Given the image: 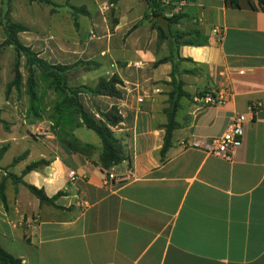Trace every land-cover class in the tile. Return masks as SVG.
Instances as JSON below:
<instances>
[{
	"label": "crops",
	"instance_id": "1",
	"mask_svg": "<svg viewBox=\"0 0 264 264\" xmlns=\"http://www.w3.org/2000/svg\"><path fill=\"white\" fill-rule=\"evenodd\" d=\"M52 1L58 4L53 9L30 0H0V43L10 9L11 19L26 27L17 33L20 42L49 63L100 62L92 70L74 68L68 77L75 73L93 86L100 76L117 74L120 98L79 93V100L95 119L99 110L118 107L123 119L110 128L117 136L126 134L127 158L109 170L116 177L105 183L108 169L92 162L101 145L77 136L78 127L75 136L92 143L94 152L87 156L65 148L49 118L30 116L27 101L5 97L4 91L2 248L22 264H264V10L251 7L256 0H236L237 6L227 0H181L208 43L179 47L187 58L175 59L180 96L169 82L171 63L153 66L168 53L165 43L157 45L156 29L147 21L133 27L147 9L145 0ZM213 27L220 29L219 39ZM220 88L228 93L222 105L194 100ZM175 102V126L162 155L167 113ZM252 102L260 105L249 113ZM236 112L247 113V121L231 161L183 146L193 136L220 135ZM39 159L47 163L22 174ZM128 168L133 178L118 180ZM70 170L75 180L69 179ZM26 184L48 198L61 193L41 203Z\"/></svg>",
	"mask_w": 264,
	"mask_h": 264
},
{
	"label": "trees",
	"instance_id": "2",
	"mask_svg": "<svg viewBox=\"0 0 264 264\" xmlns=\"http://www.w3.org/2000/svg\"><path fill=\"white\" fill-rule=\"evenodd\" d=\"M31 2H37L41 6L53 7L58 6L52 0H30ZM117 0H111L116 2ZM147 3V9L143 13L141 20L136 25L147 21L150 28L157 31V45L165 43L168 49V53L162 57H159L153 63V66H157L160 63L170 62L172 69L170 72L171 80L177 91V96L184 94L180 90L181 82L176 80L175 71L176 63L175 59L184 60L179 55V47L182 45H195L200 46L208 43V38L203 36L202 31L195 28L190 31H184L177 29L175 26L180 23L181 18L184 16L182 13H170L168 14L169 6H175L173 3L181 0H169L165 3L163 0H145ZM231 5L237 6L236 0H227ZM251 7L260 8L264 10V0H256V5L253 1H250ZM169 5V6H168ZM74 11H83L84 7L71 6ZM3 31L5 39L0 43V47L10 45L15 51V62L13 65V77L5 86V97L12 90L20 91L23 85V75L20 70V58H24V62L27 68V75L25 79V93L28 97L27 113L34 118H41V112L44 110L41 106L44 104L43 99L46 92L51 89L55 92L56 99L53 102L50 115L47 117L51 120L50 129L56 134L57 139L65 146V148L79 152L87 156H91L94 152V145L89 142L80 141L74 134V130L78 127L85 126L88 129L93 130L100 139V152L96 159H92V162L101 166L104 169L110 170L115 165L120 164L127 158L124 147L122 144L123 137L126 134L117 136L110 128L117 125L122 121L123 117L119 112L116 105L111 106L106 111H98L100 119H95L89 115L82 103L79 100V93H87L93 95H107L115 98H120L122 95L119 85H122V80L117 74L109 76H100L95 85L88 84H69L68 74L74 68H81L83 70H92L97 68L100 62L96 59L78 60L71 64H51L47 60L41 58L37 52L31 50L30 47L23 45L18 39L17 33L26 29L24 25L13 21L10 17V9H7L3 17ZM36 71H38L40 78L44 82V88L41 93L37 90ZM42 103V104H39ZM175 105L168 111V122L165 125V141L160 149L162 155L169 147L170 130L175 126L174 110ZM1 112V109H0ZM0 123L5 127V121L0 117ZM4 148H0V156L3 153ZM24 157L21 154L13 159V162H18ZM47 163L45 159H39L31 162L25 166L22 174L28 172L31 169L36 168L41 164ZM16 181L19 177L13 174H9ZM27 188L42 202H51L53 198L59 195L61 192L56 193L52 198H48L41 188H38L31 184H26ZM0 197L4 201V194L2 186L0 185ZM0 264H22L21 259L15 257L11 253L7 252L0 245Z\"/></svg>",
	"mask_w": 264,
	"mask_h": 264
},
{
	"label": "built area",
	"instance_id": "3",
	"mask_svg": "<svg viewBox=\"0 0 264 264\" xmlns=\"http://www.w3.org/2000/svg\"><path fill=\"white\" fill-rule=\"evenodd\" d=\"M165 3L169 0H163ZM213 36L220 38V29L213 27L211 29ZM239 73H243V70H239ZM227 91L225 88L217 90H211L204 93H200L194 97V100L203 106H216L222 105L227 101ZM138 101H142V97L138 98ZM259 103L252 102L248 105V112L253 113L259 107ZM247 121V113L236 112L234 113L230 121L228 122L225 130L217 136L209 138L190 137L182 142L185 147L200 148L208 154L216 155L227 161L233 159V155L237 148L241 145L242 136L244 133V124ZM116 166V165H115ZM114 166V167H115ZM113 168V167H112ZM70 180H75L76 175L74 170L68 172ZM115 174L112 171L105 170L104 182L109 183L112 179H115ZM133 178V172L131 168L126 170L124 176H121L118 180L124 181Z\"/></svg>",
	"mask_w": 264,
	"mask_h": 264
},
{
	"label": "rangeland",
	"instance_id": "4",
	"mask_svg": "<svg viewBox=\"0 0 264 264\" xmlns=\"http://www.w3.org/2000/svg\"><path fill=\"white\" fill-rule=\"evenodd\" d=\"M168 3V2H166ZM175 6H169V10H168V14L170 13H182L184 16L181 18L180 23H178L175 27L177 29L180 30H184V31H190L192 29L195 28H199L201 29V25H197V21H194L195 15L190 14L192 13V10L189 8L185 7V3H183L182 1H178V2H174L173 3ZM194 13V12H193ZM15 51L13 49L12 46L10 45H5L3 47H0V96H2L4 98V91H5V86L6 83L12 79L13 77V65L15 62ZM20 70L22 72L23 75V85L21 86V89L19 92H17L16 90H13L12 92H10L8 94L7 97H10L11 95H13V97H15L19 103H24L27 101L28 102V97L27 94L25 93V79H26V75H27V68L24 62V58L21 57L20 58ZM93 74L92 72L89 73V75ZM36 75V79L38 82L37 85V90L39 93H41V91L44 88V82L42 81V79L39 76L38 71H36L35 73ZM78 77L75 73H72L70 75V77H68V83L69 84H78ZM79 83H86V84H91L92 82L89 80H80ZM56 99V95L55 92H53L51 89H49L43 99L44 103L41 107L44 109L41 112V116L47 118L50 115L51 109H52V105L54 100ZM0 100H2L0 98ZM39 103V104H42ZM1 126V124H0ZM50 128V125H48ZM38 136H41V134H37ZM76 135L79 136L80 138H82L85 141H89L92 142L93 144H96L98 146H100V139L98 137V135L91 129L86 128L85 126H82L78 129H76ZM15 152L14 150H12L11 153Z\"/></svg>",
	"mask_w": 264,
	"mask_h": 264
}]
</instances>
